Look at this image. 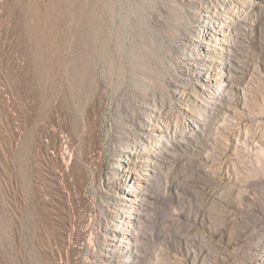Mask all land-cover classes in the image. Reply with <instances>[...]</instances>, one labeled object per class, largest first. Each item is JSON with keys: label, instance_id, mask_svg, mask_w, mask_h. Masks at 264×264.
<instances>
[{"label": "rangeland", "instance_id": "rangeland-1", "mask_svg": "<svg viewBox=\"0 0 264 264\" xmlns=\"http://www.w3.org/2000/svg\"><path fill=\"white\" fill-rule=\"evenodd\" d=\"M235 1L232 83L197 114L183 55L216 0H0V264H102L148 116L172 135L135 264H264V0Z\"/></svg>", "mask_w": 264, "mask_h": 264}, {"label": "bare ground", "instance_id": "bare-ground-1", "mask_svg": "<svg viewBox=\"0 0 264 264\" xmlns=\"http://www.w3.org/2000/svg\"><path fill=\"white\" fill-rule=\"evenodd\" d=\"M241 3L242 8L247 9L253 2L244 0ZM204 9L203 29L189 37L182 67L197 77L206 75L207 83L198 85V91L196 88L182 86V90L177 93L183 101H188L194 93L197 94V102H200L202 109L197 114L205 110L208 112L232 83L234 68L230 63V55L234 41L233 16H237L238 8L235 0H216ZM148 117L140 123L137 139L122 149L115 166V178L110 183L114 189L111 195L114 222L106 227L105 259L102 264L136 263L134 254L139 247V228L147 202L148 185L156 174L160 153L167 147L172 135L164 125L159 124V119L153 121L151 116ZM189 123L199 130L203 126V118L191 113Z\"/></svg>", "mask_w": 264, "mask_h": 264}]
</instances>
